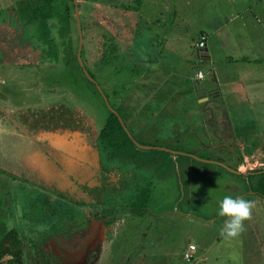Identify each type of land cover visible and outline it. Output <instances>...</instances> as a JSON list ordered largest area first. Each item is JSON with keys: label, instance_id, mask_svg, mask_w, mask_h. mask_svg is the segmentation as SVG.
Wrapping results in <instances>:
<instances>
[{"label": "rangeland", "instance_id": "374dc122", "mask_svg": "<svg viewBox=\"0 0 264 264\" xmlns=\"http://www.w3.org/2000/svg\"><path fill=\"white\" fill-rule=\"evenodd\" d=\"M84 1L77 0L81 4L79 16L90 17L94 10H99L102 15H96V17L102 24L106 23V19L103 17L105 13L119 26L115 32L116 34L120 33L114 41V54H112L111 43L109 48L112 52L106 53V56H110L108 58L111 61H115L111 63H115L117 66L107 65L104 72L94 76L102 90L108 93L112 103H114V89L125 96L121 102L123 108L133 109V101L137 98L146 100V94L150 92L147 90L149 85L146 84H150L155 75L154 73L152 76L151 73L155 71L160 74L158 78H163L165 73L162 68L165 67L168 72L169 70L178 71L183 67V74L172 77L182 87L176 98L179 99L183 96V99H190L192 92L191 86H188V80H186L187 75L193 74L196 67H200L202 73L204 71V79H210L213 71L212 67L205 62H197L194 56V65L183 64V56L187 50L194 46L193 41L198 29L203 24L208 27L207 24L223 22L219 18L226 15L222 8L228 7L231 3L227 13L232 16L241 14V16L229 23L225 22V26H222L214 34V39L217 40L215 55L219 58V61H216L214 65L215 71L219 73L222 64H226V60L222 59L226 57L225 54L238 58L229 65L231 68H237L238 64L242 65L243 59H240L242 56L249 57L250 54L260 56L261 53H264L262 36L260 41L251 36L248 42L249 37H244V34L250 33H247L248 28L258 29L260 26L262 28L264 26V11L262 17L254 19L250 12H254V10H244L243 5L247 0H139L140 3H137L136 0H87L86 3L90 7H87ZM32 3V0H0V165H4L5 155L8 152V137L11 132L18 129L19 122H21L18 119L20 120L21 117H24L25 124L29 125L31 119L38 114L58 116L59 112L62 115L61 118L72 120L75 126L84 129V132L87 133L85 134L87 141H85L88 142V145L94 143L99 129L105 124L108 117V110L93 87L81 75L76 74L67 66L56 65L54 62L53 49L48 45V42H51L53 38H41L42 30L38 29L39 21L33 13ZM73 15L75 16L74 10ZM242 21L245 25L241 26ZM70 24L74 52L77 51L79 38H76L75 25L72 22ZM54 27L57 28L56 25ZM60 27L58 25V34ZM108 28L111 29L110 25ZM207 30L212 31L209 28ZM149 34L152 39L158 36L160 47L157 50L155 47H151L150 50L144 43V39ZM135 35L138 37L134 42ZM54 36L57 37V33ZM176 36H179L180 39H177L173 44L166 42V37L169 39L176 38ZM85 39H83L84 44ZM209 40L210 36L207 41L209 42ZM89 42L87 41V43ZM53 44L55 45V43ZM154 46L157 44L154 43ZM92 48L93 46H90L87 58L94 62V60H98V56L91 55ZM156 51H159L157 52L158 57L153 63L150 60L153 59ZM167 55L168 59L165 61ZM145 56L149 57L150 63ZM263 63L264 60H261L262 66H264ZM147 70L149 73H145L146 76L139 75L135 80L137 72ZM262 76L264 78V73ZM153 79L156 80V77ZM189 84L194 85L192 79ZM187 88L188 90H185ZM147 97L150 99V95ZM205 103L206 101H203L199 107L200 110L196 115H190L188 121L181 118L179 120L180 116L183 118L181 111L174 116L165 114L154 119L136 118L134 115L127 119L128 126L137 140L155 143V148L158 150L143 149L140 146L127 143L128 148L117 159L118 164H126L138 173L140 171L143 177L149 178L154 183L150 196L147 195L146 207L151 208L153 212L167 213L169 211L170 213L164 215L161 223L166 226L165 235L155 241L152 246H141L144 248L146 256L133 255L132 249L136 247L137 243L140 245L141 240L135 234L136 229L134 228L124 237L120 232L117 234L120 242L126 243L125 249L121 243L115 245L113 242L106 247L108 255L99 264H151L152 255L160 257L156 258L153 264H191V262L182 260L180 256L181 248L186 244L188 237H193L199 244L200 250L206 251V260H201L197 264H247L244 259L248 256L253 259L261 257V251L264 250V199L257 197L255 200L256 207L253 210L252 218L245 222V231L239 237L225 239L220 234L226 217H220L217 214L218 207L214 201L221 195L227 194L223 179L228 171L219 165L207 164L203 161L210 162L204 160L206 159L204 157L210 156L212 157L210 160H214L221 154L228 160L227 153H230L231 147L223 148L220 140L212 137L213 127L212 130L197 128L200 126L201 120L205 121V126L207 123L211 124L212 111L216 108L220 110V107L212 106L213 110L209 111L210 103ZM195 106H187V108L196 110ZM127 111L131 116V110L127 109ZM245 117H247L246 120L248 119L247 124H251L254 128L252 132L254 131L259 136L263 134L261 139L264 148V116H260L257 123L251 122V116ZM188 123H191L192 129L196 131L192 130L191 132ZM17 141H11V145L16 146L17 143L19 144ZM222 142L227 146L232 144L231 140ZM168 147L176 148V152L180 154L177 156L175 164L171 163V150ZM250 178L252 183V177ZM4 187L6 185H3L2 182L0 197ZM9 187L11 195L17 196L14 200L18 201V205L27 200L30 195H37L36 190L33 191L31 187L15 181L10 182ZM227 191L230 195V190ZM39 195L40 198L44 197L43 194ZM126 199H128L127 195ZM26 208L25 212H27L28 206ZM146 213L145 215H149L150 219L158 221L156 215L150 214L151 210ZM14 214H19V212H14ZM184 214L191 215L185 216ZM123 217L127 218V225L135 221L133 215H123ZM212 218L214 220H210ZM2 219L0 216L1 222ZM170 222L171 226H169ZM131 233L137 237L132 238ZM194 233H201L204 236L202 238L199 236L197 239L196 236H193ZM149 238L145 239L146 244ZM237 249L239 250L237 251ZM242 250H246L247 257L241 255L240 258ZM258 264H264V257L259 260Z\"/></svg>", "mask_w": 264, "mask_h": 264}, {"label": "flooded vegetation", "instance_id": "af4514ba", "mask_svg": "<svg viewBox=\"0 0 264 264\" xmlns=\"http://www.w3.org/2000/svg\"><path fill=\"white\" fill-rule=\"evenodd\" d=\"M61 116L59 112L58 116L38 114L29 125L21 117L18 129L8 137V152L4 165H0V175H3L0 184L3 182L6 185L0 197V216L3 218L0 221V264H99L108 255L106 247L113 242L115 245L121 243L125 249L126 243L117 238L119 232L124 237L135 228L141 245L144 227L154 231L153 227L159 223L161 228L164 226V231L166 229L161 223L169 211L157 213L138 204L143 190L151 194L154 183L143 177L140 171L138 173L126 164H118L117 159L128 147L121 151L113 148L103 152L97 146L96 135L94 143L90 144L91 148L96 147V155L94 153L87 163L93 173L91 179L82 181L68 172L74 167L68 166L67 170L61 163L59 155L63 150L58 139V123L71 131L84 129ZM128 131L133 139L126 134L134 145L133 140L143 149L158 150L155 143L140 142L132 131ZM13 140L19 142L13 145L15 148L11 145ZM168 148L170 153H178L172 147ZM171 163L175 164L172 154ZM11 180L31 187L37 195H30L18 205V201L14 200L17 196L10 193ZM39 194L44 197L40 198ZM149 210L158 221L145 215ZM123 215H133L135 221L127 225V218ZM140 245L137 243L132 249L133 255L138 254ZM180 256L183 260L182 254ZM156 258L160 257L152 255L151 263Z\"/></svg>", "mask_w": 264, "mask_h": 264}, {"label": "crops", "instance_id": "0c3cea01", "mask_svg": "<svg viewBox=\"0 0 264 264\" xmlns=\"http://www.w3.org/2000/svg\"><path fill=\"white\" fill-rule=\"evenodd\" d=\"M230 5H232V3ZM228 7L222 8V11L226 12V15L219 17L223 22L219 21L218 24H207L208 27L203 24L198 29V33L195 35V39L193 41L194 46H192V49L188 48L189 50H187L186 54L183 56V64L186 63L187 65H194V56L195 59H197V62H205L207 65L212 67L213 71V75L210 79H204V71L201 78L197 77L198 71L201 70L200 67H196L193 74L187 75L186 80H188V86H191L190 88L192 92L189 97L190 99H183V96H181L179 99L176 98L179 95V91L182 90V87H180L179 82L176 83V79H173L172 77L173 75H176L178 77L180 74H183V67H181V69H178V71L174 70L175 72L171 70H169L168 72L167 67H165L162 68L163 73H165L163 75V78H158L160 74L155 71L151 73L152 76L155 73L153 77H156V80H154L152 77L151 83L146 84L149 85V87H147V90L150 91L147 92L146 95H150V99L147 96L145 97L146 100H140L137 98L133 101V109L130 107H125L124 109L126 110L128 119H130L133 115L136 118L145 119H154L159 116H164L165 114L174 116L181 111V114H183V118L182 116H180L179 120L181 118L184 119V121H188L187 119L190 118V115H196L198 110H200L199 107H201L203 101H206V103H210V106H208L209 111L213 110L212 106L220 107V110H217L216 108L212 111L213 119L211 124L207 123V125L205 126V121L201 120L200 126L197 128L212 130L213 127L214 133L212 137H214L215 139H219L222 143L223 148L231 147L229 149L230 153H227L229 158L228 160H226L224 155L221 154L219 157H215L214 160H210L212 159V157L207 156L204 157L206 158L204 160L210 162H203L207 164L212 163L219 165L224 170L228 171L223 180L224 186L225 188H227V190H230L231 196H233L234 198L243 197L247 200L255 201L257 197H255L248 188L255 183L254 178H252V183L250 182V177H252V175H254L256 172H260V169L264 168V148L263 141L261 139V137H263V134L259 136L255 134L254 131L252 132L254 128L251 126V124H247L248 119L246 120L247 117L245 116H251V122L254 123L258 122L257 120L260 118V116H264V78L262 76V74L264 73V66L261 65V60H264V53H261L260 56H257L255 54H250L249 57L242 56V58H240L243 59V61L241 60L242 65L238 64L237 68H231L229 65L232 64L234 59L238 58H233L230 56V54H225L226 57L222 59L226 60V64H222V68H220L219 73L215 71L214 65L216 61H219V58L215 55L217 40L214 39V34H216L219 29L222 28V26H225V22L229 23L230 21L236 20L241 16V14L234 16L228 14ZM243 7L245 11L254 10V12L250 11L252 17L254 19H258L259 17L263 16L264 0H247V2L244 3ZM242 25H245L243 21L241 23V26ZM207 28L212 31H208ZM261 28V26L258 29H254L252 27L248 28L247 33H250L244 34V37H249L247 42L250 41L251 36H253V38L258 41L261 40L262 36V40L264 41V26L262 29ZM201 36L205 37V45L203 47H200V50L196 53V48L198 47L197 43L200 41ZM208 36H210L209 42L207 41ZM137 37L138 36L133 38L134 42ZM151 37L152 36L149 34L146 39H144V43L148 45L147 47L150 50L151 47H155V49L157 50L158 47H160L159 38L158 36L154 39H152ZM177 39H180V37L176 36V38L173 37L169 39H167L166 37V42L173 44ZM154 43L157 44V46H154ZM188 45L190 44L188 43ZM157 52L159 51H156L153 55V59L150 60L153 61V63H155L157 60ZM145 58L150 63L149 57L145 56ZM167 59L168 55L165 56V61H167ZM145 73L148 74L149 71L147 70L137 72L136 74L138 75L135 80H137L139 75H141L142 77L146 76ZM191 79L194 82L193 86L189 84ZM141 80H144V78H141ZM185 90H188V88ZM121 102L120 104L122 105ZM192 105H196V110L187 108V106L191 107ZM126 108L131 110V116H129ZM188 126H190L191 132L192 130L196 131L195 129H192L193 125H191V123H188ZM68 131L65 132L63 130L58 133V139L60 140L59 143H62L61 149L63 150V152L59 155V157H61V163L67 168V170L69 169L68 166L74 167V170H68V172L72 174L74 178H80L82 181H87L93 176V173L90 172V168L87 163L89 162V158L94 156V149L91 148L90 145H88L85 141L86 132L77 129V131H79V141H75L74 135L72 134L73 132H71L70 130ZM80 137L82 138V141ZM226 140H231L232 144H229L227 146L222 142H226ZM67 145L74 151H77L75 153H72L71 150L67 148ZM82 145L86 146L87 149L84 152H82V150L79 148V146ZM172 149L174 151H177V149L174 147H172ZM171 154L173 160L177 161V156H179L180 154L173 151L171 152ZM217 162L223 163L224 166L218 164ZM227 190V194L221 195L220 198L214 201L216 202L217 207H219V202L223 199V197L229 195V192ZM184 215L188 216L191 214ZM210 220H214V218ZM153 228L154 231H151L152 228H146L145 230H143V240L140 248L137 250L139 251V256H146L145 250L144 248H141V246H152L155 244V241H158L165 235V232L163 230L164 226H162L161 228V225H159V223L156 227ZM193 236H196V238L198 239L199 236L202 238L204 234L194 233ZM147 237L150 238L148 243L146 244L145 239ZM195 241L196 240L193 239V237H188L186 244L181 248L180 252L182 254V251L186 249L189 243H193L196 245V250L194 252V257L191 261V264H197L201 260H206L207 258L205 257L206 251L204 249L200 250V247L198 246L199 244H197ZM238 250L239 249H237V251ZM261 252V257H259L258 259H253L247 255L246 250H242L240 258L241 255H244L245 257L248 256L247 258L244 257V260H246L245 262L247 264H258L259 260L264 257V250H262Z\"/></svg>", "mask_w": 264, "mask_h": 264}, {"label": "trees", "instance_id": "16d2710c", "mask_svg": "<svg viewBox=\"0 0 264 264\" xmlns=\"http://www.w3.org/2000/svg\"><path fill=\"white\" fill-rule=\"evenodd\" d=\"M32 1L34 7L33 13L36 15L37 20L39 21L38 29L42 30L41 38L42 39L43 38L48 39L49 37L53 38L51 42L48 40L49 41L48 45L50 46L51 49H53L52 55L56 65L60 64L62 66H67L76 74L81 75V77H83L88 82V84H90L93 87L95 93L100 97L102 103L105 105L103 98L98 92L95 84L92 83L86 76H84L82 72V68L77 60V56H76L77 51L73 52V45L71 42L72 26L70 22H72V24L75 25V29L77 31L76 38L77 39L79 38L76 18L73 15V10L75 11V5L73 1L72 0H32ZM86 2L87 0L84 1V4H86L87 7H90L89 4H87ZM136 2L140 3L139 0H136ZM76 5H78V7H81L80 2H77ZM96 15L100 16L102 15V12L99 10H94L93 15L90 17L79 16L82 38L83 39L86 38L85 44L83 42L82 45L80 57L83 66L85 67L88 74L92 76L96 80V83L100 86L95 76H97V74L104 72V69L107 65L115 64V63H111L115 61H111L108 58L110 56H106V53L112 52L110 51L109 48L111 43V46L113 47L112 54H114V50H115L114 41H116V39L118 38V34L120 32H118L117 34L115 33L116 29H118L119 26H117L116 22L108 14L105 13L103 14V17L106 19L105 20L106 23L103 24H106L107 26L103 25L101 21L96 17ZM94 17L97 19H95ZM53 24L54 26L56 25L57 28L54 27ZM58 25L61 26L59 34H58ZM108 25H110L111 29L108 28ZM56 33H57V37L54 36ZM87 41L90 42L87 43ZM53 43H55V45ZM88 45L93 46V48L91 49V55L94 57V55L96 54L98 56V60L96 61L94 60V62H91L87 58V55L90 51V46ZM116 51H118V49H116ZM117 60H118V56H117ZM113 66L116 67L117 65H113ZM99 80H101L100 77ZM102 80H103V76H102ZM103 92L107 97L111 106L121 116L127 129L130 130L127 123L128 117L126 115V110L123 107H121L122 105L120 104V102L123 100L122 98H125V96H123L122 93H119L117 92L116 89H114L113 90L114 103H112L109 100L108 93L105 92L104 90ZM106 109L108 110V117L105 121V124L99 129L97 133V141H96L97 146L103 152H106L113 148H115L117 151H121L124 147H127V143L133 144V142L127 136L125 130L123 129L121 123L118 120V117L112 111H110L108 107H106ZM95 148L93 149L96 155ZM260 170H261L260 172H256L254 175H252V178H254L255 183L252 184L249 189H251L255 197L264 199V168ZM147 192H148L147 190H143L142 196H140L138 199L139 200L138 204L142 207L146 206V199L148 195ZM1 240H2V235L0 234V245L2 244Z\"/></svg>", "mask_w": 264, "mask_h": 264}, {"label": "clouds", "instance_id": "9594fccd", "mask_svg": "<svg viewBox=\"0 0 264 264\" xmlns=\"http://www.w3.org/2000/svg\"><path fill=\"white\" fill-rule=\"evenodd\" d=\"M256 203L243 197L224 196L217 214L226 217L220 234L225 239H235L245 231V222L252 218Z\"/></svg>", "mask_w": 264, "mask_h": 264}, {"label": "water", "instance_id": "95a60500", "mask_svg": "<svg viewBox=\"0 0 264 264\" xmlns=\"http://www.w3.org/2000/svg\"><path fill=\"white\" fill-rule=\"evenodd\" d=\"M72 1H73L74 5H75V18H76V22H77V30H78V34H79L78 47H77V53H76V56H77V60H78V62H79V65H80L81 68H82V72H83L84 76H86L91 82H93V83L95 84V86H96L98 92L100 93L101 97L103 98V101H104L106 107H108V109H109L110 111H112V112L118 117V120L120 121V123H121L123 129H124V130L126 131V133L129 135V137L132 138L130 132H129L128 129L126 128L125 124L123 123L122 118L120 117L119 113H118V112H117V111L111 106V104L109 103L107 97L105 96V94H104L102 88L96 83L95 79H94L92 76H90V75L88 74V72L86 71L85 67L83 66V63H82V61H81V57H80V55H81V49H82V45H83V38H82V32H81V26H80V19H79V13H80V12H79V7H78V5H76V4H77V0H72ZM199 48H200V47H197V48H196V53L200 50ZM74 126H75V125H74ZM63 130H64L65 132L68 131V130L71 131V129L63 127V124L58 123V133H59L60 131H63ZM68 132H69V131H68ZM71 132H73L72 134L74 135L75 141H79V136H78V135H79V134H78L79 131H77V129H76V130H73V131H71ZM80 139H81V141H82V138H81V137H80ZM132 139H133V138H132ZM133 141H134V143H135L136 145L143 147L142 145H140V144H139L138 142H136L135 140H133ZM67 148H68L69 150H71L72 153H75V152L77 151V150L74 151V150H73L72 148H70L68 145H67ZM79 148L82 150V152H84V151L87 150V149H86V146H84V145L79 146ZM79 148H78V149H79ZM217 163L220 164V165H223V163H221V162H217ZM223 166H224V165H223Z\"/></svg>", "mask_w": 264, "mask_h": 264}, {"label": "built area", "instance_id": "2783aa9c", "mask_svg": "<svg viewBox=\"0 0 264 264\" xmlns=\"http://www.w3.org/2000/svg\"><path fill=\"white\" fill-rule=\"evenodd\" d=\"M205 45V37L201 36L200 41L197 43L198 47H203ZM203 76L202 71H198L197 77L201 78ZM196 250V245L193 243H189L186 249L182 253V258L185 261H191L194 257V252Z\"/></svg>", "mask_w": 264, "mask_h": 264}]
</instances>
